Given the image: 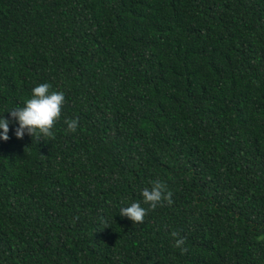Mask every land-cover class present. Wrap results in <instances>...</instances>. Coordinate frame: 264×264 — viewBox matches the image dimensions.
<instances>
[{"label":"trees","instance_id":"trees-1","mask_svg":"<svg viewBox=\"0 0 264 264\" xmlns=\"http://www.w3.org/2000/svg\"><path fill=\"white\" fill-rule=\"evenodd\" d=\"M44 82L53 135L0 141V264H264V0H0V113Z\"/></svg>","mask_w":264,"mask_h":264},{"label":"clouds","instance_id":"clouds-1","mask_svg":"<svg viewBox=\"0 0 264 264\" xmlns=\"http://www.w3.org/2000/svg\"><path fill=\"white\" fill-rule=\"evenodd\" d=\"M50 89L49 83H39L31 89V95L25 100L23 106L8 108L0 113V141L9 139L10 126H12L14 136L18 139H22L25 134L33 136L36 133L48 137L53 135V125L60 116L65 96L62 91ZM5 112L8 113L7 116L4 115ZM65 124L67 130L72 132L79 127V121L76 118L65 120ZM165 188L164 183L156 180L151 188L142 189L143 203L155 207L162 200L170 202L171 192L165 191ZM146 211L140 201H132L121 207L118 213L133 223H137L143 221ZM103 222L101 220V223ZM172 235L177 234L174 232ZM175 244L179 247L183 244V239H177Z\"/></svg>","mask_w":264,"mask_h":264}]
</instances>
